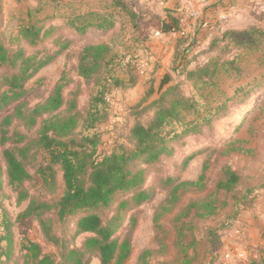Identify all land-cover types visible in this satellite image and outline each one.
I'll use <instances>...</instances> for the list:
<instances>
[{
	"label": "trees",
	"instance_id": "trees-1",
	"mask_svg": "<svg viewBox=\"0 0 264 264\" xmlns=\"http://www.w3.org/2000/svg\"><path fill=\"white\" fill-rule=\"evenodd\" d=\"M108 2L111 10L63 17L61 24L72 26L77 33L91 30L107 32L116 21V13L122 10L134 20L135 10L126 0ZM162 26L164 33L180 31L181 19L167 12ZM51 28L28 20L18 27L17 35L23 43L37 45L48 36ZM232 33L240 39L258 34L264 39V25L250 24L240 30H232ZM55 42L60 46L52 53L42 49L40 53L33 54H25L20 46L13 48L0 42V67L5 69L0 74V158L3 165H0V184L2 171L6 185L15 191L16 205L26 201L24 209L13 221L0 206V264L14 258L16 247L19 253L13 264H88L91 255L98 258L99 264H125L132 244L127 237H117L116 232L126 218L133 222V209L154 196V189L145 185L147 166L170 155L172 144L183 136L199 132L202 126L209 125L219 114L220 106L214 107V111L201 109L196 97L186 96L177 86H170L149 104L152 109L149 120L146 123L135 121L131 125L126 145L118 144L110 150L100 151L99 134L93 129L103 118L105 94L110 87L125 89L136 81L130 79V83L125 85L124 79L110 71V63L114 60L110 39L87 44L77 56L76 72L84 84L94 80L96 89L88 108L83 112L78 109V88L68 96L64 95L69 83L65 72L42 101L28 107L21 100L27 91V82L68 46L67 41L59 42L56 38ZM187 53V50L180 51L177 58L186 57ZM233 61L235 57L229 63ZM184 65L181 60L179 66ZM224 65L225 62L219 63L217 58L211 59L186 70V78H193L201 88L213 87ZM242 89H236L230 98ZM15 125L22 126L24 132L17 130ZM59 172L61 183L57 178ZM202 179L203 175L194 183L175 182L155 209L154 224L157 225L166 212L176 208L182 196L178 193L180 188L193 184L198 186ZM164 180L170 184L174 178L168 176ZM31 181L39 182L42 189L56 197L42 199L31 195L23 187L25 182ZM239 181L240 175L236 170L223 166L213 193L189 200L179 207L174 217L180 223L172 225L176 235L172 244L182 252V264H204L208 256L214 257L221 235L230 230L240 212L254 204L255 195H241L242 202L232 215L227 216V223L205 226L198 233L192 229L194 218H207L224 207L232 206L226 194L233 191ZM111 207L112 214L104 217L103 213ZM72 218H75L74 228L67 233L66 225ZM182 218H189L185 226L181 225ZM26 219L37 221L41 234L55 247V252L43 251L38 242L28 238L22 239L18 246L14 243L11 227L15 222L22 223ZM56 224L60 227H55ZM76 237H81L78 244L73 242ZM201 245L205 246L204 252L199 250ZM149 254H152L151 250H143L137 257V264H147Z\"/></svg>",
	"mask_w": 264,
	"mask_h": 264
},
{
	"label": "rangeland",
	"instance_id": "rangeland-1",
	"mask_svg": "<svg viewBox=\"0 0 264 264\" xmlns=\"http://www.w3.org/2000/svg\"><path fill=\"white\" fill-rule=\"evenodd\" d=\"M108 1L0 0V42L8 47L20 46L25 54H33L40 53L42 49L49 53L58 49L60 45L55 42L56 38L59 42L67 41V48L27 82V91L21 100H24L28 107L42 101L59 76L65 72L69 83L64 95L68 96L78 88L76 103L78 109L83 112L90 105L96 87L93 85V79L89 84H84L83 79L77 76V56L87 44L111 40L114 60L110 63V71L124 79L125 85L130 83V79H134L136 83L125 89L110 87L105 94L103 118L93 129L99 134L100 151L110 150L118 144L126 145V137L131 125L135 121L146 123L149 120L152 115L149 104L154 100V87L158 77L165 72L173 78L169 87L177 86L184 95L196 97L201 109L214 111V107L220 106L219 114L209 125L202 126L199 132L183 136L172 144L173 151L170 155L163 156L158 163L147 166L145 185L154 189V196L149 202L133 209L131 211V215L134 216L133 222L126 218L116 232L117 237L120 239L127 237L132 244L131 253L125 264H137L138 255L146 249L152 251L147 257V264H182V252L172 244L176 236L172 225L180 223L174 216L179 207L189 200L203 198L213 193L223 166H229L240 175L238 185L226 194V199H229L232 206L224 207L207 218H194L192 229L196 233L205 226L220 222L227 223V216L232 215L235 207L242 202L241 195H264V54L262 53L264 39L259 34L240 39L232 33V30H240L249 24L234 28L226 22H219L210 31L199 33L197 29L187 24L189 14L184 8L170 4L154 11V8H149L145 2L152 0H144L146 9L144 11L140 9L138 0H126L135 10L134 20L132 21L122 10L116 13V21L112 29L107 32L91 30L87 33H77L72 26L61 24L63 17L111 10ZM167 12L180 17V31L168 33L161 31ZM28 20L37 22L43 27L52 26L48 36L37 45L23 43L17 35L18 27ZM253 24L264 25V14ZM179 40L184 41L179 43ZM186 50L188 51L186 57L184 55L178 59V52ZM233 57L235 61L231 64L229 61ZM215 58L219 59V63L225 62L215 86L201 88L193 78H186V70H192ZM181 60L185 64L183 67L179 66ZM4 70L0 67V74ZM239 88L243 89L231 99L230 97ZM15 128L24 132L20 125H15ZM0 165L3 167L1 158ZM201 175L203 179L199 182L200 185L193 184L180 188L178 193L182 196L176 208L166 212L159 218L158 224H154L152 220L154 211L166 198L170 187L179 181L194 183ZM168 176L174 178L170 184H166L164 180ZM57 178L58 183H61L60 172ZM1 179L3 180L0 184V206L7 211L13 221L24 209L26 201L16 205L15 191L6 185L2 171ZM23 187L35 197L42 199L56 197L42 189L39 182H25ZM112 210L113 207L106 210L103 216L109 217ZM74 219H70L67 223V233L73 230ZM188 219L182 218L181 225L185 226ZM55 227L60 225L56 224ZM11 230L17 246L22 239L28 238L38 242L43 251L55 252V247L44 239L35 219H26L22 223L15 222ZM80 239L81 237H76L73 242L78 244ZM2 244L4 245V242ZM204 247L201 245L199 250L204 252ZM18 253L16 247L13 251L14 258L4 264H13L12 261L17 260ZM88 264H99V260L91 255Z\"/></svg>",
	"mask_w": 264,
	"mask_h": 264
},
{
	"label": "crops",
	"instance_id": "crops-1",
	"mask_svg": "<svg viewBox=\"0 0 264 264\" xmlns=\"http://www.w3.org/2000/svg\"><path fill=\"white\" fill-rule=\"evenodd\" d=\"M145 2L149 8H154V11L170 4L184 8L189 14L187 24L193 26L199 33L210 31L219 22H226L234 28L245 24L250 25L264 14V0H152ZM145 2L137 1L143 11L146 10ZM240 227L243 229L242 237H238L236 231ZM231 246L237 249L238 253L233 252L230 259L223 258V254ZM204 264H264V195H255L254 204L239 213L230 230L221 235L220 245L214 257L208 256Z\"/></svg>",
	"mask_w": 264,
	"mask_h": 264
},
{
	"label": "water",
	"instance_id": "water-1",
	"mask_svg": "<svg viewBox=\"0 0 264 264\" xmlns=\"http://www.w3.org/2000/svg\"><path fill=\"white\" fill-rule=\"evenodd\" d=\"M172 81L173 78L168 72H165L160 77H158L157 84L154 87L155 93L153 99H158L160 95L169 87Z\"/></svg>",
	"mask_w": 264,
	"mask_h": 264
},
{
	"label": "built area",
	"instance_id": "built-area-1",
	"mask_svg": "<svg viewBox=\"0 0 264 264\" xmlns=\"http://www.w3.org/2000/svg\"><path fill=\"white\" fill-rule=\"evenodd\" d=\"M158 34V33H157ZM237 234H238V237H242V234H243V229H242V227H240V228H238L237 230ZM238 253V250L237 249H233V247L231 246V247H229L226 251H225V253L223 254V258H225V259H230L231 258V256H232V253Z\"/></svg>",
	"mask_w": 264,
	"mask_h": 264
}]
</instances>
